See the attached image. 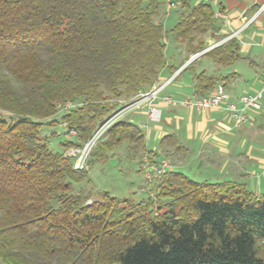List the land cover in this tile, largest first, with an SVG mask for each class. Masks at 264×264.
<instances>
[{
    "label": "trees",
    "instance_id": "obj_1",
    "mask_svg": "<svg viewBox=\"0 0 264 264\" xmlns=\"http://www.w3.org/2000/svg\"><path fill=\"white\" fill-rule=\"evenodd\" d=\"M170 3L0 0L3 264H264L255 251L264 242V193L256 196L230 180H194L169 167L156 186L164 206L154 211L152 197L75 189L90 177L62 155L92 135L119 107L118 98L132 99L162 82L169 41L186 53L179 65L168 67L169 77L208 47L204 35L213 29L212 5L179 0L177 22L166 30L161 16ZM204 56L216 65L230 64L240 57L238 42L227 39L177 73L193 68L194 92L201 96L219 80L205 70L195 72L193 63ZM67 102L75 105L62 109ZM56 123L77 134L59 141L61 151L40 135L43 125ZM105 134L93 151L97 161L125 141L134 154L147 151L145 132L131 121H117ZM158 149L167 156L183 147L171 133ZM147 152L154 163L162 159L154 158L157 151Z\"/></svg>",
    "mask_w": 264,
    "mask_h": 264
},
{
    "label": "crops",
    "instance_id": "obj_2",
    "mask_svg": "<svg viewBox=\"0 0 264 264\" xmlns=\"http://www.w3.org/2000/svg\"><path fill=\"white\" fill-rule=\"evenodd\" d=\"M189 1L192 4L208 2L212 5L214 13L221 11L225 15L222 18L213 16V29L204 35L206 46L234 32L232 37L239 45L240 57L226 64L233 65L231 72L218 74L215 73V68L214 72H208L207 69L213 71L210 63H201V70L216 76L219 79L217 84H224L231 101H235L242 93L257 92L264 81V0ZM253 16L255 17L252 21L245 25ZM185 54V51L181 50L176 59H168V66L162 70L159 81H164L170 76L168 67L179 65ZM188 60L180 65L179 69L191 61ZM226 65L216 66L218 68ZM179 69L174 72L175 78L163 93L176 99L196 94L192 83L193 68L177 75ZM199 71L195 69V72ZM226 76L228 77L225 79ZM259 103L260 109L250 108L247 111V120L242 123L236 122L223 109L201 112L162 106L158 122L148 119L146 106L133 112L138 119H145L153 124L146 126L143 131L147 151H157L155 159L163 156L158 149L159 140L164 135L173 133L183 149L173 152L178 165L174 164L170 168L186 170L193 177H201L210 182L230 180L243 183L252 193L260 196L264 193V94ZM141 116L143 118H140Z\"/></svg>",
    "mask_w": 264,
    "mask_h": 264
},
{
    "label": "rangeland",
    "instance_id": "obj_3",
    "mask_svg": "<svg viewBox=\"0 0 264 264\" xmlns=\"http://www.w3.org/2000/svg\"><path fill=\"white\" fill-rule=\"evenodd\" d=\"M177 3L176 8H168L166 13L161 16V22L166 30H169L174 26L178 19V0H173ZM165 3L162 6V12L165 11ZM166 57L167 59L172 58L176 59L181 52V48L178 47L172 41H169L166 46ZM207 63L211 64L213 67V71L218 74H227L228 72L232 71L233 65H226V66H217L207 57H202L200 61H196L193 63V67L197 70H201L200 64ZM203 67H205L203 65ZM206 68V67H205ZM225 87V86H224ZM138 98V94H136L132 99H124L118 98L116 101L119 103V107L110 114L103 118V120L97 125L95 131L105 123V120L108 118H114L113 121L110 120L107 122L108 126L101 131L103 132L98 138L95 139L94 144L88 150L86 155H83V166L82 168H77L75 165L78 163L79 158L81 157V151L83 150L85 144L89 141L92 135L81 145V146H69L63 150V157L69 159L72 162L73 168L78 171H87L90 177V182H82L80 184H74L75 189L77 188H84L86 190H106L111 195L116 197H131L135 200H145L147 197H152L153 205L152 209L154 211L157 209L158 206L163 208V203L156 198L157 193V185L161 178V175L157 177L154 172H150L149 176L145 175V170L151 169L149 166L150 163L153 162L152 157L147 151H139L137 154H134L133 151L130 149V145L128 142L122 143L119 147H115L112 152H105L106 154L102 155V158L98 156V161L93 154V151L97 149L98 144L100 141L106 138L105 131L108 127L120 120H127L137 124L142 130H146V126H153L152 122L146 121L145 119H138L134 115V110H137L141 107L146 106L145 104H140V107H132ZM114 99V98H113ZM115 100V99H114ZM132 105V106H130ZM142 109V108H141ZM218 110V109H216ZM229 115V114H228ZM230 116V115H229ZM148 117V115H147ZM161 117V115H160ZM140 118H143L141 116ZM245 122V121H244ZM242 123V122H239ZM56 126L50 127L47 125H43L40 129V135L48 137V143L51 149L55 151H61V146L59 145V141L63 139H71L75 140L77 138V134H66V126L64 123H56ZM56 132V133H54ZM62 132L65 134L63 135ZM61 133V134H60ZM66 135V136H65ZM77 149V150H76ZM70 154L71 156L66 155L67 152H73ZM176 155H167L161 156L163 159H167L169 163V167L174 164H177L175 161ZM96 159V160H95ZM178 159V158H177ZM150 162V163H149ZM176 162V163H175ZM178 165V164H177ZM189 174L194 180H204L201 177H193L191 173H188L186 170H182ZM92 179V180H91ZM93 181V184H92ZM93 198V197H92ZM88 198L86 200V204L91 203V199ZM164 202V201H163ZM256 255L260 258L264 259V242H259L256 246ZM0 264H3L0 261Z\"/></svg>",
    "mask_w": 264,
    "mask_h": 264
},
{
    "label": "built area",
    "instance_id": "obj_4",
    "mask_svg": "<svg viewBox=\"0 0 264 264\" xmlns=\"http://www.w3.org/2000/svg\"><path fill=\"white\" fill-rule=\"evenodd\" d=\"M175 4L173 2L170 3V6H174ZM213 16L215 18H222L225 15L221 13V11H216ZM256 16V15H255ZM253 16L251 19H249L245 25H247L249 22L252 21V19L255 17ZM235 33V32H234ZM234 33L223 37L221 40L214 42L213 44L209 45L205 49L195 53L191 56V60L202 54L203 52L219 45L220 43L226 41L227 39L231 38ZM185 66V65H184ZM180 70V69H179ZM176 73H174L171 77L167 78L166 80L162 82H156L151 85V87L145 91L138 93V98L135 102V104L132 106L134 108L140 107V104L146 105V113L148 115V119L152 122H158L160 120L161 115V108L162 106L165 107H182L186 109H195L197 111H209V110H216V109H223L226 111L231 118H233L236 122H244L247 120V111L250 108L253 109H260V103L259 99L264 94V81L259 88V90L255 93H242L238 96V98L235 101H231L229 98V94L226 91L223 84L218 83L215 85L213 90L209 92L206 95H198V94H192L191 96L176 99L172 96L163 93L164 89L167 87V85L172 81L173 77ZM74 103L67 102L62 107V109L70 108L74 106ZM114 118H108L105 120V123L102 124L92 135V137L89 139V141L85 144L83 150L81 151V157L79 158L78 163L75 165L77 168H82L83 166V155H86L88 153V150L91 148V146L94 144V141L96 138H98L103 132L102 129L106 128L108 126L107 122L110 120L113 121ZM66 134H76V131L71 128H66ZM77 150V149H76ZM73 152H67L66 155L71 156L70 154ZM150 163V162H149ZM149 166L151 169L145 170V175L149 176L150 172H154L157 177L162 175L168 168L169 163L167 159H160L157 163H150ZM151 174V173H150Z\"/></svg>",
    "mask_w": 264,
    "mask_h": 264
},
{
    "label": "water",
    "instance_id": "obj_5",
    "mask_svg": "<svg viewBox=\"0 0 264 264\" xmlns=\"http://www.w3.org/2000/svg\"><path fill=\"white\" fill-rule=\"evenodd\" d=\"M189 60H191V59H189ZM189 60H188V61H189Z\"/></svg>",
    "mask_w": 264,
    "mask_h": 264
}]
</instances>
